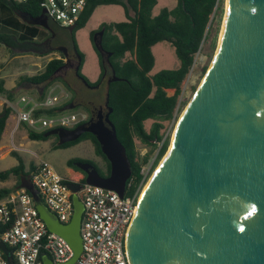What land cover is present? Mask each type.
Instances as JSON below:
<instances>
[{
	"label": "water",
	"instance_id": "95a60500",
	"mask_svg": "<svg viewBox=\"0 0 264 264\" xmlns=\"http://www.w3.org/2000/svg\"><path fill=\"white\" fill-rule=\"evenodd\" d=\"M30 20L48 27L44 10ZM74 28L66 29L71 33ZM102 34L103 28L92 37L101 54ZM58 49L67 60V49ZM80 63L77 54L76 75ZM118 79L112 72L107 83ZM38 92L40 96L42 90ZM73 108L71 102L61 111ZM111 111L100 106L88 121L48 129L44 136L55 135L61 145L92 133L110 164L108 175L89 162L74 165L85 172L86 183L122 196L131 165ZM5 112L6 103L0 117ZM68 186L73 211L69 222L61 223L33 188L30 174L20 181L47 229L71 245L73 255L66 264H72L81 252L83 204L76 194L80 186ZM0 250L8 264H15L2 241ZM127 253L130 264H264V0H227L215 58L142 194L128 231ZM42 263L53 261L43 255Z\"/></svg>",
	"mask_w": 264,
	"mask_h": 264
},
{
	"label": "trees",
	"instance_id": "16d2710c",
	"mask_svg": "<svg viewBox=\"0 0 264 264\" xmlns=\"http://www.w3.org/2000/svg\"><path fill=\"white\" fill-rule=\"evenodd\" d=\"M1 1L7 3L15 14L24 20L30 21V23H32L30 18L37 17L42 11L37 0H29L24 3H18L14 0ZM175 1L176 3L173 7L164 6L156 14H153L152 11L157 4V0H86L85 8L79 20L75 23V28L69 33L75 52L81 56V63L77 71L79 78L84 79L94 88L102 83L105 75L110 77L112 72L119 78L110 83L106 82L108 106H103V109L105 108V111H107L108 107L112 108L109 118L116 128L119 141L125 147L126 155L131 165V176L127 182L132 180V184L130 188L127 187V194L135 190L141 182L143 177L141 173L142 164L147 160V156L143 157L141 162L137 159L138 153L135 148V139L146 146L157 148L152 168L162 158L168 147V135H165V124L163 121H170L175 118L176 112L185 103L186 99L179 102L182 83L193 65L194 57L202 41L207 38L211 15L218 10L223 0ZM99 5L122 6L125 19L102 23L98 29L103 28L101 45L103 52L107 55L110 54L108 62L103 61L102 54L94 46L92 37L95 31L91 32L90 40L97 53L100 66L97 80L91 82L80 71L83 56L76 46L74 32L86 25L92 12ZM161 41L168 42L173 47L178 59V66L175 68H163L151 74L150 71L155 61L152 46ZM0 44L12 49L22 50L32 49L36 45L32 39L28 41L19 40L8 33H0ZM64 64L63 55L60 58H52L46 63L43 71L31 76H20L18 83H27L41 88L43 93L40 96H43L44 90L54 80L55 73ZM202 71H205V74L207 70L203 67ZM62 82L68 86L64 80ZM3 83V79H0V93L5 91ZM168 89H172L173 93L169 95L167 93ZM7 95L12 98V91H7ZM63 106H56L51 109H37L34 111V115L38 116L42 113L53 115L61 110ZM11 111L12 108L6 106L5 115L0 117V139ZM148 119H153L154 122L149 130H146L144 122ZM83 122H85V119L76 125ZM45 131L35 132L29 130L28 137L33 140H46L49 136H44ZM83 140L92 142L95 152L106 162L108 174L110 164L92 133L84 132L76 140L65 142L55 147L63 148ZM12 153L17 159V164L0 171V179L4 180L12 174L16 175L18 178L16 187H18L21 177L30 174L34 170L35 164L31 163L29 168L25 169L22 158L17 152L12 151ZM84 160L94 164L91 160L71 157L66 160V165L80 170L74 165V162ZM100 174L102 175V173ZM84 181L85 178L82 182ZM12 190L11 188H0V198L8 195ZM6 227L0 226V232ZM12 261L17 264L13 256Z\"/></svg>",
	"mask_w": 264,
	"mask_h": 264
},
{
	"label": "rangeland",
	"instance_id": "374dc122",
	"mask_svg": "<svg viewBox=\"0 0 264 264\" xmlns=\"http://www.w3.org/2000/svg\"><path fill=\"white\" fill-rule=\"evenodd\" d=\"M225 2L223 0L220 3L218 10L211 15L209 22V33L207 38L202 41L200 50L194 57V63L182 83L181 93L179 95V102L183 99L185 103L180 106V109L176 112L175 118L170 121H163L165 124V135H168V146L170 144L171 135L175 124L188 103L194 92L197 90L200 82L203 79L204 72L202 68L207 70L214 57L219 33L222 27V22L225 14ZM175 0H157V4L153 8V14H156L160 8L173 7ZM0 33H8L17 37L19 40H31L33 36L37 35V43L32 50L23 51L22 49H12L4 44H0V77L5 76V79L11 88L7 91H12V98H9L7 91L0 93V112L3 110V104L6 106H13L12 111L7 119L5 129L0 139V171L6 170L17 164V159L12 151L22 158L25 169L29 168L32 163H37L40 160L48 161L61 175H64L70 179H76L74 173L66 165V160L71 157H80L95 162L100 168L105 169L106 162L104 159L95 152L94 146L90 140H83L79 143L58 148L57 138L55 135L49 136L46 140H33L28 137L29 130L38 132L37 129L32 128L26 122H17L16 108L29 109L32 105V101H28V98L32 100H40L39 90L31 84L21 83L19 84V78L23 75H34L43 71L46 63L52 58H60L61 54L58 51L49 49L48 47H64L67 52L74 54V48L70 39L69 33L66 34L64 29L57 23L47 20L48 27H41L35 24H27L24 20L15 14L7 3L0 0ZM132 14V12H131ZM125 19L124 9L120 5H99L92 12L86 25L74 32V40L77 48L83 56V63L81 66V73L91 82L97 80L99 76L100 66L97 53L93 47L90 35L92 31H98L102 23H110L121 21ZM94 32V33H95ZM93 33V34H94ZM52 36L51 43L45 41L48 36ZM99 36H96V41ZM44 50V52L42 51ZM32 51L43 52L38 56L32 55ZM152 53L154 55V66L150 71L151 74L159 71L163 68H175L178 66V59L174 53L173 47L165 41L158 42L152 46ZM129 56V55H127ZM37 59H27V58ZM65 60V59H64ZM76 57L69 63H65L54 75L52 83L44 90V94H51L59 96V102L57 106L65 107L69 103L74 104V108L65 111H71L77 114H81L84 119L87 118L90 111L96 114L99 106H104L105 94H106V80H103L99 87H88L75 73ZM64 80L68 86H66L62 80ZM43 93V90H42ZM170 95L173 90H167ZM27 97L25 100H21L20 97ZM105 111V108L103 109ZM46 115L45 113L41 114ZM153 119H148L144 122V127L149 130ZM18 147L19 149H15ZM135 148L137 150V159L141 162L143 157L147 156L146 162L142 164V169L148 170L147 177L143 183L142 189L147 183L148 179L156 169L158 163L152 168L157 148L146 146L135 139ZM168 149V147H167ZM18 178L16 175H10L8 178L0 179V188H11L12 191L18 187ZM141 189V190H142Z\"/></svg>",
	"mask_w": 264,
	"mask_h": 264
},
{
	"label": "built area",
	"instance_id": "2783aa9c",
	"mask_svg": "<svg viewBox=\"0 0 264 264\" xmlns=\"http://www.w3.org/2000/svg\"><path fill=\"white\" fill-rule=\"evenodd\" d=\"M14 1L24 3L29 0ZM37 2L44 10L47 20L57 23L62 28L75 25L86 5V0H37ZM26 98L20 97L21 100ZM28 101L33 102L29 109H15L17 122H26L38 131L55 127L72 128L84 120L81 114L71 111L59 110L53 115H34L37 109L56 107L59 102L57 95L44 94L39 101L31 98H28ZM14 148L19 149L15 146ZM141 173L143 177L137 188L127 194V187H131L132 180L126 181L122 196L114 190L85 181L81 184L76 192L83 204L79 230L81 252L72 264H130L127 236L148 170L141 169ZM30 181L42 202L58 220L61 223L69 222L73 205L72 191L68 184L75 181L61 175L43 159L35 163V168L30 173ZM0 226H7L0 232V241L11 250L17 264H43V255H48L53 264H66L73 255L68 241L47 229L35 207L32 195L23 187L0 198ZM0 264H8L1 250Z\"/></svg>",
	"mask_w": 264,
	"mask_h": 264
},
{
	"label": "flooded vegetation",
	"instance_id": "af4514ba",
	"mask_svg": "<svg viewBox=\"0 0 264 264\" xmlns=\"http://www.w3.org/2000/svg\"><path fill=\"white\" fill-rule=\"evenodd\" d=\"M63 29H64V32L66 34H68V30L66 28H63ZM51 40H52V36L49 35L48 36V39L45 41V43L48 42V41L51 43ZM50 46L48 47L49 49L50 48L51 49L53 48V50L58 51L61 55H63V53L58 49V46H54V47H50ZM74 56L76 57V64H77V53L75 51H74V54L71 53V52H68V58H67V60L65 59V63H69L73 59ZM102 56L104 58L103 61H107L108 62L109 54L107 55V54H105L103 52L102 53ZM108 78H109V76L108 75H105L103 80H106V82H107ZM98 87H99V85H98ZM95 88H97V87H95ZM94 115H95L94 112L93 111H90L89 112V115L85 119V122L88 121L90 118L94 117ZM83 162H89V161L84 160ZM93 163L94 164H92V163L91 164L98 170V172L102 173L103 176L108 175L107 174V167H105V169H103V168H100L95 162H93ZM68 168L74 173V176L76 177V179H71V180L75 181V183H77L79 186H81V184L83 183L82 180L86 176L85 172L84 171H81V170H76V169H74L72 167H68Z\"/></svg>",
	"mask_w": 264,
	"mask_h": 264
},
{
	"label": "bare ground",
	"instance_id": "6f19581e",
	"mask_svg": "<svg viewBox=\"0 0 264 264\" xmlns=\"http://www.w3.org/2000/svg\"><path fill=\"white\" fill-rule=\"evenodd\" d=\"M225 10H226V6H227V0H226V2H225ZM224 18H225V14H224ZM223 22H224V19H223ZM223 22H222V27H221V30H220V33H219V37H218V43H219V38H220V36H221V31H222V28H223ZM218 43H217V45H218ZM215 54H216V51H215ZM215 54H214V57H213V59H212V61H211V63H210V66H211V64H212V62H213V60H214V58H215ZM209 66V67H210ZM203 80V79H202ZM202 82V81H201ZM201 82H200V84H201ZM199 87H200V85L198 86V88H197V90L194 92V94L192 95V97L190 98V100L188 101V103L185 105V107H184V109L182 110V112H181V114H180V116H179V118H178V120H177V122H176V124H175V127H174V129H173V132H172V135H171V139H170V143H171V140H172V138H173V135H174V131H175V129H176V126H177V124H178V122H179V120H180V118H181V116L184 114V112L187 110V108L190 106V104H192V102L194 101V99H195V97H196V95H197V92H198V90H199ZM169 146H170V144H169ZM168 146V147H169ZM155 172V170L153 171V173ZM153 173H152V175H153ZM151 175V176H152ZM151 176H150V178H151ZM149 178V179H150ZM149 179H148V181H149ZM148 181H147V183H148ZM147 183L145 184V186H144V188L142 189V191H141V194H140V197H139V201L141 200V198H142V194H143V192H144V190H145V188H146V186H147ZM137 210H138V207H136V212H137Z\"/></svg>",
	"mask_w": 264,
	"mask_h": 264
},
{
	"label": "crops",
	"instance_id": "0c3cea01",
	"mask_svg": "<svg viewBox=\"0 0 264 264\" xmlns=\"http://www.w3.org/2000/svg\"><path fill=\"white\" fill-rule=\"evenodd\" d=\"M1 9V8H0ZM20 17V16H19ZM24 20V19H23ZM24 22L25 23H27V24H33V23H30V21H28V20H24ZM36 25V24H35ZM37 35H35V36H33L32 37V41H35L36 40V37ZM35 44H37V43H35ZM29 50H32V49H29ZM23 51H27V50H23ZM43 52H44V50H42ZM33 52V54L32 55H35V56H38V54H43V52H38V51H32ZM27 59H37V57H33V58H27ZM99 73H100V71H99ZM37 74V73H36ZM6 76V75H5ZM5 76H1L0 77V79H3V81H4V83H3V87H4V89H5V91H7L8 89H10L11 88V86H10V84H8L7 83V81H6V79H5ZM27 76H29V75H27ZM31 76V75H30ZM168 90H171V89H168ZM35 164V163H34Z\"/></svg>",
	"mask_w": 264,
	"mask_h": 264
}]
</instances>
